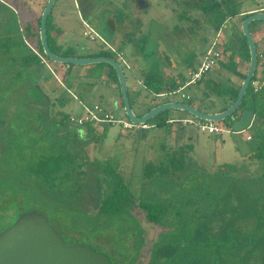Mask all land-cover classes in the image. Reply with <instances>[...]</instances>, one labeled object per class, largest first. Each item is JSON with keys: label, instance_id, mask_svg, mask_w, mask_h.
Here are the masks:
<instances>
[{"label": "rangeland", "instance_id": "obj_1", "mask_svg": "<svg viewBox=\"0 0 264 264\" xmlns=\"http://www.w3.org/2000/svg\"><path fill=\"white\" fill-rule=\"evenodd\" d=\"M23 1L0 0V230L32 210L43 214L66 244L84 245L110 264H264V122L254 120L235 132L225 130V119L217 122L224 130L217 133L191 123L156 126L150 119L142 133L106 122L90 131L74 129L61 118L82 115L84 101L99 104L116 119L127 118L119 83L97 73L84 77L83 68L95 64L72 65L66 74L49 59L48 66L24 63L37 48L36 19L45 1ZM189 1L147 0L150 5L140 8L136 0H55L49 41L65 31L70 39L63 49L75 57L105 53L116 58L137 115L156 103H188L190 97L193 106L216 110L227 103L212 98L211 105L201 83L185 88L188 99L175 92L153 96L142 84V70L153 66L168 80H179L214 38L220 41L196 0ZM234 4L244 12L217 34L238 53L244 46L242 16L246 9L264 6V0ZM263 25L264 20H255L249 28L259 54L258 86L264 87ZM122 45L124 62L112 50ZM234 58L247 72L249 63ZM210 75L234 86L242 81L221 66ZM111 96L120 99L119 107ZM160 117L193 118L177 109ZM95 162L117 167L128 184L131 203L121 213L96 211L103 191ZM148 163L155 166L152 177L143 172ZM142 202L163 205L165 214L149 221Z\"/></svg>", "mask_w": 264, "mask_h": 264}, {"label": "water", "instance_id": "obj_2", "mask_svg": "<svg viewBox=\"0 0 264 264\" xmlns=\"http://www.w3.org/2000/svg\"><path fill=\"white\" fill-rule=\"evenodd\" d=\"M55 0H47L40 15L39 38L45 56L54 63L90 65L106 63L111 65L117 75L123 109L129 121L135 124H145L161 112L171 109L185 111L193 118L204 121L219 122L230 117V129L242 132L249 128L254 118V112L243 108L237 118L233 113L240 106L255 73L258 53L249 25L255 20H264V10L254 11L243 18L241 31L246 38L249 49V65L241 82L236 99L222 111L206 112L199 108L179 101H167L158 104L142 115H137L130 105L127 94V78L121 64L112 57H75L60 56L53 53L48 45L46 20L51 13ZM140 8L149 4L145 0H137ZM0 264H110L104 255L94 253L81 244H66L60 234L50 224L49 220L37 211L21 213L16 220L0 231Z\"/></svg>", "mask_w": 264, "mask_h": 264}, {"label": "trees", "instance_id": "obj_3", "mask_svg": "<svg viewBox=\"0 0 264 264\" xmlns=\"http://www.w3.org/2000/svg\"><path fill=\"white\" fill-rule=\"evenodd\" d=\"M182 1L184 2L185 0H182ZM194 4L197 7V10L201 11L202 14H204V16L207 17L206 19L208 21L209 31H211L214 34H216L220 30V28L223 26V24L228 19H230L231 17L237 16V15H240V14L242 15L243 13V11L239 10L238 6H235L234 0H196V3ZM247 15L248 14L244 13L242 16V19L246 17ZM49 16L47 17V20H46V34H47V41H48L50 50L53 53L60 55V56H74L70 50L63 49V46L57 45L56 39L54 36L51 37L50 40L52 43H50L49 37H48V30H47V23H48ZM181 17L183 16L181 15ZM39 23H40V15H38L36 19V25L38 29H39ZM36 33L38 35L37 36L38 43L36 45L37 48L35 49L36 52L32 56H25L23 58L24 63L29 64V65H32L38 62L44 63L42 61L43 59L48 60V58L45 56L43 49H42V45H41L40 38H39V31H37ZM241 36L243 37V40H244L243 45L245 47L243 46V49H240L237 54L241 59H244L247 63H249L250 55H249L248 44H247L246 38L242 35V33H241ZM223 48L224 50H228L231 47H229L228 44H225ZM101 54L105 55V53H101ZM258 63H259V54H258L257 66H258ZM60 65L67 66V71H70V69L73 67L72 66L73 64H60ZM104 65H108L109 67V71L106 74L107 77L118 81L114 68L111 65L106 64V63L105 64L98 63V64L90 66V68H88L86 75L94 76L97 73L96 75L100 76L102 74ZM194 66H195V63L191 62L186 67L187 69H191ZM220 66L226 69L228 72L239 76L242 80L245 77V73H240L238 71L237 63L233 61L232 55H230L226 61L220 62ZM155 68L156 67L153 66L151 70H148L147 68H144L142 70V84L145 87L147 94L157 96L163 93L175 92L178 86L180 85V83L183 81L184 76L179 78V80L177 79L168 80V77H165L162 74L158 73V70L156 71ZM255 79H257L256 70H255V73L251 81ZM200 83L203 84L204 98L206 100H209V102H211V105L214 106V100H212V98L223 100L225 104L227 103L225 106H222V107L219 106V108H217L216 110H203L206 112H217V111L224 110L227 106H229L236 99L238 95V90L240 87V86L231 85L229 83L224 84L217 80H214L210 74L207 75L203 79V81ZM192 99L193 98L190 97L189 98L190 101L187 104L193 105L191 103ZM129 102H130L131 107H133L135 104L134 96L129 97ZM121 103H122V99H121ZM158 104H161V103H156L150 107H147V109L139 115L144 114L149 109H151L152 107ZM122 106H123V103H122ZM205 107H210V106L207 105ZM243 108H248L254 112L256 123L261 124L264 122V87L263 86H258V88L255 90L254 87L250 85V89H247L240 106L233 113L232 115L233 118H237L239 115V112ZM160 114L161 113H159L158 115L150 119V120H153L154 122L152 125H156V126H159L162 124L170 125L171 123L168 122L169 118L160 117ZM227 119L229 120V123H230V120H231L230 117ZM61 120L68 121L74 127V129H76L77 127H84L88 129L89 131L93 130L90 124L76 125L72 123L70 120V115L62 116ZM229 123L226 124L227 128L230 127ZM180 127H182L181 123L178 125V128ZM146 129L147 128H140L141 133L143 132V130H146ZM75 134H78V133L75 132ZM257 154H261V151H258ZM249 158L251 157L249 156ZM95 163H97L96 171L102 177L100 183H101V189H102L101 191H103L101 192L102 193L101 196L98 197L99 200H98V204L96 205V211H98L101 214L121 213V211H123V209L131 203L130 190H129L128 184L125 182L121 173L118 172L117 167H112L108 163L106 164L104 163L101 164L98 162H95ZM227 166L230 169H233L235 167L232 164L227 165ZM154 167L155 166H153L152 163H148L145 166L144 168L145 170L143 172H145V175L152 177V174L154 172ZM141 207L145 210L146 217L149 221L156 222L160 219L162 215L165 214L164 206L161 204L142 202ZM12 223L13 222H10L7 226H9Z\"/></svg>", "mask_w": 264, "mask_h": 264}, {"label": "built area", "instance_id": "obj_4", "mask_svg": "<svg viewBox=\"0 0 264 264\" xmlns=\"http://www.w3.org/2000/svg\"><path fill=\"white\" fill-rule=\"evenodd\" d=\"M86 35L93 38L91 36L92 32H86ZM221 50L217 42H211L201 53L200 60L195 64V66L191 69H188L184 75L183 81L178 86L175 93H180L182 98L188 99L189 95L184 92L185 88L189 86L198 85L203 79L211 74L213 69L218 63V60L221 58ZM250 85L254 87L256 90L258 88L257 79L250 81ZM174 93V92H173ZM170 94V93H167ZM83 114L82 115H70V120L72 123L76 125H84L90 124L91 126L97 122L99 123H110V124H121L125 129H140V128H148L149 125L145 124H135L126 119H116L111 112L106 111L99 104L93 105H82ZM169 123L179 122L186 125L188 123L196 124V126L201 131H207L208 133H217L224 131L217 122L204 121L197 118H184L180 120H175L174 118L168 119ZM226 131H230V127L225 129ZM250 139V138H247Z\"/></svg>", "mask_w": 264, "mask_h": 264}, {"label": "crops", "instance_id": "obj_5", "mask_svg": "<svg viewBox=\"0 0 264 264\" xmlns=\"http://www.w3.org/2000/svg\"><path fill=\"white\" fill-rule=\"evenodd\" d=\"M15 1H18V0H15ZM20 1V0H19ZM41 1V0H40ZM43 1H45L46 2V0H43ZM22 2V1H21ZM23 2H25V0L23 1ZM13 3H14V1H13ZM14 4H16V3H14ZM23 5V7H25V9H28L29 11H30V8H26V6H25V3L24 4H22ZM264 6H261V7H255V8H252V9H246L245 10V12H253V11H258V10H260L261 8H263ZM244 12V11H243ZM30 22V21H29ZM261 26V25H260ZM264 26V25H263ZM257 32V31H256ZM84 33H85V31H84ZM236 33H237V35H238V32L236 31ZM55 35H54V37H55V39H56V44L57 45H60V46H64V45H66V42H68V40L70 39V37H69V35L68 34H66L65 33V31H60L59 33H54ZM258 35V32L256 33V36ZM258 37V36H257ZM254 41H255V39H254ZM207 47V46H206ZM205 47V48H206ZM35 52H36V50H35ZM120 53H123V50L122 51H119ZM98 54H96V55H93V56H97ZM240 58V57H239ZM43 62H44V64H46L47 66H48V63L49 62H47V61H45V60H42ZM241 61H244V59H242ZM246 62V61H245ZM238 63V62H237ZM59 64L57 65V67H55V68H59ZM62 67H65V68H67V66H62ZM72 69V68H71ZM70 69V70H71ZM83 69H85V71L83 72V74H85L86 73V71H87V68H83ZM106 69H107V67L105 66L104 68H103V74L104 73H106L105 71H106ZM237 69H238V71L240 72V73H246L245 71H242L241 69H240V67H239V65L237 64ZM248 69V68H247ZM256 70H257V67H256ZM67 71V70H66ZM74 73V72H73ZM258 73V72H257ZM256 73V74H257ZM66 74H70L69 73V71H67V73ZM82 74V75H83ZM103 74H101L99 77H101V76H105V75H103ZM85 76V75H84ZM92 77H89L88 79H91ZM242 82V81H241ZM234 85V84H233ZM241 85V84H240ZM240 85H238V86H240ZM240 88V87H239ZM110 99H111V102L113 103V104H115L117 107H119V101H120V99L118 100L115 96L114 97H110ZM79 101H81V100H79ZM82 101H84V100H82ZM85 102V101H84ZM82 103V105L83 104H85V105H89V104H91V103ZM71 115V114H70ZM254 120H255V115H254V118H253V121H252V123L254 122ZM182 126H184V125H182ZM250 136V135H249ZM250 139H252V137L250 138ZM250 139H247V140H250Z\"/></svg>", "mask_w": 264, "mask_h": 264}, {"label": "flooded vegetation", "instance_id": "obj_6", "mask_svg": "<svg viewBox=\"0 0 264 264\" xmlns=\"http://www.w3.org/2000/svg\"><path fill=\"white\" fill-rule=\"evenodd\" d=\"M146 2H147V0H145ZM46 2H47V0H46ZM46 2H45V4H46ZM184 2H186V3H188V2H190L189 0H185ZM136 3H137V0H136ZM148 3V2H147ZM186 3L184 4V6L182 7L183 9H186L187 7H186ZM191 3V2H190ZM149 4V3H148ZM138 5V4H137ZM150 5V4H149ZM181 6V5H180ZM147 8V7H146ZM260 10H264V7L263 8H261ZM259 11V10H258ZM254 12V11H253ZM249 13H251V12H246V14H249ZM235 17V16H234ZM234 17H231L232 19L234 18ZM230 18V19H231ZM229 20V19H228ZM224 25V24H223ZM262 30H263V38H264V26L262 27ZM224 32V31H223ZM218 33V32H217ZM215 34V36H219L220 38V41L217 39V38H214L211 42H217V41H219V42H217L218 43V45H219V43L221 44V45H219V47H220V50H221V58L218 60V63H217V65L215 66V68L213 69V70H215L216 68H218V66H220V62H222V61H226L225 60V57H224V55H227V58L230 56V55H232L233 56V61L234 62H236L237 63V61H236V59L234 58V55L236 54V56H238V54L237 53H234L235 51L234 50H232L233 48L231 47L230 49H228V50H224V48H223V46L225 45V44H228L227 43V40L224 38V35L223 34ZM223 37V38H222ZM222 39H224L223 41H222ZM210 44V43H209ZM223 45V46H222ZM123 46L124 45H122V46H120V47H118V49L117 48H113L112 50H115L116 51V55L121 59V61L122 62H124V60H123V57H120V52L119 51H122V49H123ZM228 46H229V44H228ZM257 49V48H256ZM258 53V52H257ZM234 54V55H233ZM97 56H108V57H112L111 55H108V54H105V55H102L101 53L100 54H98ZM261 56H263L261 53H260V57ZM113 58V57H112ZM43 60H45V61H47V62H49L48 60H46V59H43ZM115 60H117L116 58H115ZM118 61V60H117ZM258 61V60H257ZM50 63V62H49ZM257 67V66H256ZM104 68V67H103ZM66 70H67V68H66ZM88 71V70H87ZM87 71H86V73H87ZM109 71V68L107 67V69H106V73H104L103 74V70H102V74L103 75H105L106 77H107V72ZM66 73V72H65ZM86 73L85 74H83V76L84 77H88L87 75H86ZM65 76H66V74H65ZM250 85V84H249Z\"/></svg>", "mask_w": 264, "mask_h": 264}]
</instances>
